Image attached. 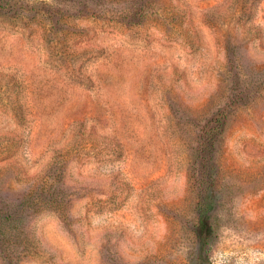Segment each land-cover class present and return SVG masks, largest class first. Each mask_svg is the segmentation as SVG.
Instances as JSON below:
<instances>
[{
    "label": "rangeland",
    "instance_id": "rangeland-1",
    "mask_svg": "<svg viewBox=\"0 0 264 264\" xmlns=\"http://www.w3.org/2000/svg\"><path fill=\"white\" fill-rule=\"evenodd\" d=\"M0 264H264V0H0Z\"/></svg>",
    "mask_w": 264,
    "mask_h": 264
},
{
    "label": "trees",
    "instance_id": "trees-1",
    "mask_svg": "<svg viewBox=\"0 0 264 264\" xmlns=\"http://www.w3.org/2000/svg\"><path fill=\"white\" fill-rule=\"evenodd\" d=\"M210 142H211V144L210 145H214V143H215V141H214V139H210ZM209 144V143H208ZM50 189L51 188H49L48 190H47V192H49L50 191ZM208 204V203H207ZM209 209L208 208H206L205 210H203V213H201L202 215V218H201V220H200V222H199V224H198V226L199 227H201V226H205L206 225V223H208V221H206V219L207 218H209ZM200 235H202V233H200Z\"/></svg>",
    "mask_w": 264,
    "mask_h": 264
}]
</instances>
